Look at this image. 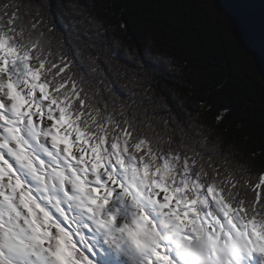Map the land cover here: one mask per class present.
Returning <instances> with one entry per match:
<instances>
[{"label": "snow or ice", "instance_id": "obj_1", "mask_svg": "<svg viewBox=\"0 0 264 264\" xmlns=\"http://www.w3.org/2000/svg\"><path fill=\"white\" fill-rule=\"evenodd\" d=\"M82 14L73 54L51 0H0V264H264V167L104 83L114 26Z\"/></svg>", "mask_w": 264, "mask_h": 264}, {"label": "trees", "instance_id": "obj_2", "mask_svg": "<svg viewBox=\"0 0 264 264\" xmlns=\"http://www.w3.org/2000/svg\"><path fill=\"white\" fill-rule=\"evenodd\" d=\"M51 5L73 54L77 35L83 38L85 28L94 31L83 12L114 26L104 34L107 45L92 51L99 57L101 79L122 97L147 88L160 115L177 121L191 115L211 125V136L241 162L250 161L253 172L264 167V62L216 3L51 0ZM71 5L79 10L72 12ZM217 115L222 116L218 125Z\"/></svg>", "mask_w": 264, "mask_h": 264}, {"label": "bare ground", "instance_id": "obj_3", "mask_svg": "<svg viewBox=\"0 0 264 264\" xmlns=\"http://www.w3.org/2000/svg\"><path fill=\"white\" fill-rule=\"evenodd\" d=\"M217 1L223 7L228 9L229 13L232 15H235L241 10L250 13L256 20L258 29H259V25L261 21H264V12L260 8L259 4L257 3V0H217ZM256 43H257V46H255L256 50L260 48L264 56V43L260 42L259 39H257L254 45H256ZM263 56H261V58L264 60Z\"/></svg>", "mask_w": 264, "mask_h": 264}, {"label": "rangeland", "instance_id": "obj_4", "mask_svg": "<svg viewBox=\"0 0 264 264\" xmlns=\"http://www.w3.org/2000/svg\"><path fill=\"white\" fill-rule=\"evenodd\" d=\"M257 3L259 4V6H260V8L262 9V11L264 12V0H257ZM252 44V46H253V48H254V50L256 51V53L259 55H261V56H263V52L260 50V48H258L257 50H256V48H255V46H257V43H256V45H254V43H251ZM259 55V56H260ZM260 56V57H261ZM264 57V56H263ZM262 59V58H261ZM263 60V59H262ZM264 61V60H263Z\"/></svg>", "mask_w": 264, "mask_h": 264}, {"label": "water", "instance_id": "obj_5", "mask_svg": "<svg viewBox=\"0 0 264 264\" xmlns=\"http://www.w3.org/2000/svg\"><path fill=\"white\" fill-rule=\"evenodd\" d=\"M214 3H216L218 6H219V8H221L225 13H227L229 16L230 15H232V14H230L229 13V11H228V9H226L225 7H223L217 0H212ZM253 48V47H252ZM253 50H254V48H253ZM255 51V50H254ZM255 53H256V51H255ZM257 54V53H256ZM258 55V54H257ZM259 56V55H258ZM260 57V56H259ZM260 59H261V57H260ZM262 60V59H261ZM263 61V60H262ZM264 62V61H263Z\"/></svg>", "mask_w": 264, "mask_h": 264}]
</instances>
